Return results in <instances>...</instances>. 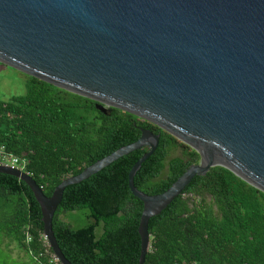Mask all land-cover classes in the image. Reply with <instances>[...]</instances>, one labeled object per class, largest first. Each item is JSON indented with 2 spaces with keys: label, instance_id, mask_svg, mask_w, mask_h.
Here are the masks:
<instances>
[{
  "label": "water",
  "instance_id": "obj_1",
  "mask_svg": "<svg viewBox=\"0 0 264 264\" xmlns=\"http://www.w3.org/2000/svg\"><path fill=\"white\" fill-rule=\"evenodd\" d=\"M0 64L91 100L102 114L116 109L150 123L199 157L156 195L133 186L158 144L146 129L49 197L30 177L0 167L31 192L59 264H70L51 229L64 188L130 152L147 150L126 176L142 205L137 264L149 248L148 220L194 176L220 167L264 193V0H0Z\"/></svg>",
  "mask_w": 264,
  "mask_h": 264
},
{
  "label": "trees",
  "instance_id": "obj_2",
  "mask_svg": "<svg viewBox=\"0 0 264 264\" xmlns=\"http://www.w3.org/2000/svg\"><path fill=\"white\" fill-rule=\"evenodd\" d=\"M139 129L158 134L133 186L164 192L198 155L155 126L125 112L95 109L91 100L32 77L25 92L0 101V147L24 156L30 178L49 197L66 177L137 140ZM144 154L118 158L87 179L64 188L51 220L58 249L70 264H137L141 203L126 176ZM81 212L73 228L66 214ZM93 220L95 221L93 223ZM149 248L142 264H264V193L220 167L194 176L181 194L148 220ZM38 205L26 185L0 174V235L34 264H49L40 240Z\"/></svg>",
  "mask_w": 264,
  "mask_h": 264
},
{
  "label": "rangeland",
  "instance_id": "obj_3",
  "mask_svg": "<svg viewBox=\"0 0 264 264\" xmlns=\"http://www.w3.org/2000/svg\"><path fill=\"white\" fill-rule=\"evenodd\" d=\"M26 75L0 64V101H7L13 96L23 95L27 82ZM73 228L84 224L81 212L66 214ZM0 235V264H34L23 252H20L14 243Z\"/></svg>",
  "mask_w": 264,
  "mask_h": 264
},
{
  "label": "built area",
  "instance_id": "obj_4",
  "mask_svg": "<svg viewBox=\"0 0 264 264\" xmlns=\"http://www.w3.org/2000/svg\"><path fill=\"white\" fill-rule=\"evenodd\" d=\"M26 159L24 156H13L9 153L4 152L3 148L0 147V167L10 168L12 170L21 172L25 174L26 176L30 177L31 174L29 171L26 170ZM40 240L43 244V247L45 248V252H47L48 243L46 238L43 236V234L40 235ZM49 264H59L57 259L53 254L49 255Z\"/></svg>",
  "mask_w": 264,
  "mask_h": 264
},
{
  "label": "flooded vegetation",
  "instance_id": "obj_5",
  "mask_svg": "<svg viewBox=\"0 0 264 264\" xmlns=\"http://www.w3.org/2000/svg\"><path fill=\"white\" fill-rule=\"evenodd\" d=\"M144 150V153L147 151L145 148H142Z\"/></svg>",
  "mask_w": 264,
  "mask_h": 264
}]
</instances>
